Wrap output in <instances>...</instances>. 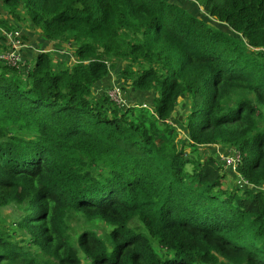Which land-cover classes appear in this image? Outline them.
<instances>
[{
	"label": "trees",
	"instance_id": "16d2710c",
	"mask_svg": "<svg viewBox=\"0 0 264 264\" xmlns=\"http://www.w3.org/2000/svg\"><path fill=\"white\" fill-rule=\"evenodd\" d=\"M190 1L222 27L177 0H0L3 29L28 21L53 46L0 61V208L21 211L18 236L0 219V264H264V0ZM112 71L151 105L95 94ZM218 144L245 187L204 153ZM78 213L106 237L75 245Z\"/></svg>",
	"mask_w": 264,
	"mask_h": 264
},
{
	"label": "rangeland",
	"instance_id": "374dc122",
	"mask_svg": "<svg viewBox=\"0 0 264 264\" xmlns=\"http://www.w3.org/2000/svg\"><path fill=\"white\" fill-rule=\"evenodd\" d=\"M190 1V0H188ZM191 2V1H190ZM186 9L192 13V14H197L200 16L203 20L206 22L215 25L217 27H222V24H220L218 21L214 20L213 17L209 16L208 14L204 13L203 8L198 7V10L196 8L187 6V2H185ZM196 6V4H195ZM226 26L223 27L225 29ZM227 29V28H226ZM29 45V43H26ZM28 49L27 47H25ZM24 48V49H25ZM31 49V48H30ZM63 59V58H61ZM27 61L26 59L23 58V62L21 65V68L27 67ZM120 66H117V69L119 70ZM117 70V71H118ZM119 76L116 75L113 71L109 74L108 77L102 80V83L96 88L95 94L96 93H101L105 92L107 93L108 91L111 90L113 86L119 87L121 90V99L123 102L124 106H129V105H134V104H139V103H144L150 106L151 101L154 97V93L151 92H144V91H135L127 87H123L122 82L118 78ZM179 103L178 106L175 109V112L173 114V117L170 119L171 125L177 129L179 132V136L183 138L185 136V128L183 126V119L184 115L186 114L188 108H187V101L183 98L178 99ZM186 101V102H185ZM260 125H263V122H260ZM218 147L215 146H207L204 150L205 154H215L216 161L219 163L221 166L222 171L225 174V183L229 184V186H239V187H245L244 182L241 180V177L237 171L236 167H226L222 163V156L226 153H230V150L222 145H217ZM218 149V150H217ZM217 150V151H216ZM188 153L196 154L197 152L193 151H188ZM237 166V165H236ZM187 169H190V166H186ZM226 185V184H225ZM227 186V185H226ZM228 187V186H227ZM21 211L13 206V205H8L5 207L0 208V219L5 220V222L10 226V230L13 232V236H18L17 232H20L18 230V226L16 225V222L18 221L20 217ZM69 230L72 233V242L75 241L76 237L79 235V233L83 229H91L96 232H98L102 237H106L107 233L110 231V226L105 223L104 221L100 219H92V220H86L82 214H71L67 220ZM131 226H137L138 221L134 219L131 223ZM28 242V241H27ZM76 245V242H74ZM33 249H37L35 245H31ZM157 252H161V249L159 247H156ZM79 255L82 257L83 254L81 250H79ZM83 264H88L87 261L83 260Z\"/></svg>",
	"mask_w": 264,
	"mask_h": 264
},
{
	"label": "built area",
	"instance_id": "2783aa9c",
	"mask_svg": "<svg viewBox=\"0 0 264 264\" xmlns=\"http://www.w3.org/2000/svg\"><path fill=\"white\" fill-rule=\"evenodd\" d=\"M0 33L4 35L7 45V49L0 52V61L12 67H21L23 62L21 50L28 47L26 42L22 39L21 33L18 30L7 31L1 26ZM107 95L112 101L123 104L119 87L113 86L111 90L107 92ZM239 162L240 152L236 149L222 156V163L226 167H236Z\"/></svg>",
	"mask_w": 264,
	"mask_h": 264
},
{
	"label": "crops",
	"instance_id": "0c3cea01",
	"mask_svg": "<svg viewBox=\"0 0 264 264\" xmlns=\"http://www.w3.org/2000/svg\"><path fill=\"white\" fill-rule=\"evenodd\" d=\"M177 1H179L183 6L185 5V2H187V4H188L187 6L196 8L197 10H198V7L201 8V6H199L198 4H196L195 2H192V1L191 2L188 0H177ZM195 4H196V6H195ZM5 15H6V12L2 8L1 2H0V16L4 17ZM6 20L9 23H11L13 27H15V28H12V30H18L27 39L26 43H29V45L27 47L28 49L23 48L21 50L22 60H23V58L26 59L27 65L32 64L33 57L35 56V53L38 52L40 49H49V48L53 47L51 45V43L48 42L44 38V36L41 33V30L37 27H34L30 22H28V21H15L14 19L8 18V17ZM3 44H4V41H3ZM56 54L59 55L61 58L66 57V55H69L72 57L69 50L66 51V50H60L59 49L57 51V53H53V56H55ZM213 146L218 147L217 145H213Z\"/></svg>",
	"mask_w": 264,
	"mask_h": 264
}]
</instances>
